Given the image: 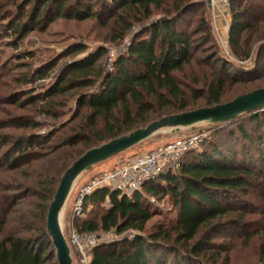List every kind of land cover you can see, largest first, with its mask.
<instances>
[{"label":"trees","instance_id":"trees-1","mask_svg":"<svg viewBox=\"0 0 264 264\" xmlns=\"http://www.w3.org/2000/svg\"><path fill=\"white\" fill-rule=\"evenodd\" d=\"M13 1L0 0V20L7 21L6 34L13 36L6 46L15 51L30 32H44L57 19L93 20L107 31L104 41L109 44L120 45L133 35L109 73L99 62L104 48L80 57L86 47L72 44L34 67L25 62L35 58L34 53H14L4 69L20 73L0 74V80H8L0 82V173L14 172L11 189L20 193L10 211L4 200L0 203V264H53L48 259V208L60 179L76 160L163 117L223 104L226 85L240 83L238 75H253L257 67L236 69L231 75L222 55L207 54L212 29L205 17L200 16L189 35L177 29L176 23L198 6L196 0H23L15 14L9 9ZM31 2L33 7L26 11ZM229 3V43L246 60L251 46L264 39V0ZM240 46L247 52L241 53ZM63 60L69 61L55 77L35 85ZM199 85L203 91L195 89ZM244 115L264 132V109ZM239 133L252 146V137L244 130ZM255 140L264 147V133ZM203 146L200 152L185 153L176 174L148 181L142 193L127 197L101 188L85 197V211L95 209L86 218L74 219L78 233L137 232L132 239L123 237L95 249L90 264H208L203 260L207 252L215 250L216 258L229 252L213 243L226 232L225 226L234 230L233 238L260 240L258 264H264V227L248 231L246 223L251 203L243 199L240 205H228L233 196L252 197L264 187V178L237 162L231 150ZM256 154L264 166V148ZM166 196L177 208L175 221L146 234V224L158 213L144 204L145 198ZM258 197L263 200L264 191ZM16 216L19 222L8 229Z\"/></svg>","mask_w":264,"mask_h":264},{"label":"rangeland","instance_id":"rangeland-1","mask_svg":"<svg viewBox=\"0 0 264 264\" xmlns=\"http://www.w3.org/2000/svg\"><path fill=\"white\" fill-rule=\"evenodd\" d=\"M22 1L23 0H14L12 3L13 6H10L9 9L15 14V6L20 5ZM223 1H227L229 3V0H214L215 5L211 6L208 3V0H196L198 6L194 7L190 13L181 18L176 23V26L178 30H183L189 35L191 29L199 23L200 16L205 17L212 29L211 39L205 50L207 54H212L217 51L220 57L222 55V57L226 60V69L231 75L237 73L235 72L236 69H245L246 71H250L257 67V71L254 72L253 75H238L239 79H242L240 83H228L226 85L223 98V102L226 103L232 101L238 96L247 94L256 89L264 88V39L256 41L251 46L249 50V57L246 60L238 57L234 48H232L230 45L228 38L229 28L231 25L230 3L228 9L225 8ZM33 4L34 3L31 2V4L27 6L26 11H30L33 7ZM6 26L7 21L3 22L0 20V74L9 73L10 76L20 73L14 71L11 72L10 67L4 69L5 63L7 61H11L14 53H34L35 58L25 60L26 63L31 64L34 67L38 64L37 62H41L43 60L45 61L47 58H52L56 55H59L65 48L72 44H83L86 47V51L80 57L85 56L87 53L93 52L99 47L104 48L106 53L99 59V62L104 63V69L109 73L113 71L114 63L117 57L127 50L126 44L131 41L133 36L132 34L128 35L120 45L109 44L104 41V36L106 35L107 31L104 28H99L93 20L75 22L72 20L57 19L53 23L49 24L44 32H39L38 29L30 32L26 38L20 42L18 50L15 51L6 46V44L13 37L7 36ZM200 35L202 36V34H199L195 36V38L197 39L201 37ZM242 39L243 38H241V41ZM240 47L241 48L239 51H241V53L247 52V50H245L242 46ZM108 49L113 50V56H110ZM200 49H204V47ZM65 61L69 60H63L62 62H59L54 68L44 72V74L49 73L50 77L47 79L44 77V79L36 82L35 85L38 86L47 84L49 79L55 77ZM11 63L13 64V62ZM217 66L220 67V64ZM178 76L181 77V74ZM3 81L8 80L6 78L0 80V82ZM195 89L197 91H203V88L200 85L195 87ZM3 109L6 110L8 108L4 107ZM21 113L22 112L15 111V114L17 115H20ZM69 117L70 115H67L61 118L59 122L65 121ZM255 128V124H250L248 122L247 116L242 115L236 121L225 125L212 124L211 122L206 121L194 124L192 126L182 127L177 131L174 129H163L149 139L130 148L129 150L120 153L107 161L94 165L88 170H85L75 180L71 192L60 213L59 223L64 238L69 242L72 232L76 230L73 225L74 219H77L74 218L73 213L75 204L74 202L77 198V194L84 185L88 184L93 178L109 171L116 165L124 164L131 158L149 153L169 144L180 141H188L194 137L200 136L202 139L201 143L191 149V152L188 150L189 153L200 152L202 145H204L203 150L206 149V147L210 148L214 146L223 151L231 150V153L234 154L236 161L238 160L237 162L241 160V162L246 164V166H250V168L263 179L264 166L261 165L256 151H258V149H263L264 147L261 148L256 143L255 139L261 136L264 132L261 133L263 131L262 127H259L258 129ZM239 130H244L249 137H252L250 140V142H252V146H250L248 143L246 144V142L242 140ZM10 133L19 134L20 132L10 131ZM40 133L43 134L44 130H41ZM183 158H185V154L182 155L180 159L181 163ZM248 162L252 163L249 164ZM13 173L14 172L0 173V203L2 200H4L3 206L4 208H8L6 209L7 211H10L9 205H11V203L15 201V198L20 195V193L11 189L12 187H15V181L10 177L14 175ZM20 181L16 183H19ZM162 186L165 187L166 184H162ZM263 191L264 187H260L256 189V193L252 197L241 199L234 198L233 196V198H229V206H235L237 204L240 205L241 202L243 203V199H247L246 201L251 203L248 208H246L250 213H248L246 217V223L248 226H250L248 231L256 227H264V198L261 200L258 197V193ZM239 197L241 196L239 195ZM144 204L149 207L150 210L158 213L152 218L151 221L146 224V234L157 233V231L160 230V227H166L175 221L177 208L172 205L171 199L168 196L164 198L146 197ZM104 206H107V204ZM92 209L95 208L89 206L85 211L84 217L82 218L88 217V214L90 211H92ZM17 222H19L18 216L13 217L8 225V229L15 227ZM225 227L227 229L226 232H222L220 235L216 236L213 240V243L224 245L225 248L229 249V252L221 253L219 258H216V251H209L205 254L203 260L208 264L214 263L215 260H217L215 264H258L261 255L260 240L255 237L245 242L243 241V236L239 238H233L231 235L232 233H235L234 230L228 229V226ZM203 232L204 230L202 233ZM136 233L137 232L135 231H128L121 235H116L113 231H111L110 237L111 241H119L123 237L129 239ZM200 237L201 235L193 240V243L198 241ZM48 241H50V239ZM51 243L52 242H49L50 253L48 259L50 263L58 264L55 250ZM72 256L71 264H80L78 258L75 256L73 248Z\"/></svg>","mask_w":264,"mask_h":264},{"label":"water","instance_id":"water-1","mask_svg":"<svg viewBox=\"0 0 264 264\" xmlns=\"http://www.w3.org/2000/svg\"><path fill=\"white\" fill-rule=\"evenodd\" d=\"M262 109H264V88L256 89L213 107L163 117L143 128L88 150L66 170L48 208L46 229L55 250L57 263L71 264L70 249L62 234L59 219L74 182L82 172L129 150L163 129L177 131L182 127L206 121L212 124L228 123L244 114L255 113Z\"/></svg>","mask_w":264,"mask_h":264},{"label":"built area","instance_id":"built-area-1","mask_svg":"<svg viewBox=\"0 0 264 264\" xmlns=\"http://www.w3.org/2000/svg\"><path fill=\"white\" fill-rule=\"evenodd\" d=\"M212 6L214 0H208ZM225 8L229 9V3L223 1ZM129 47V42L126 44ZM110 56H113L112 49H108ZM202 139L200 136L188 141H180L167 146L158 148L149 153L138 155L129 159L126 163L116 165L102 175L93 178L88 184L84 185L75 199L74 218H82L85 215L84 199L91 195L95 190L107 188L117 191L122 196L130 197L135 193H142L144 185L155 178L166 174H175L181 167L180 159L182 155L193 149ZM111 232H98L80 234L76 230L72 232L67 245L70 249L72 259V248L80 264H90L92 253L98 247L112 243ZM133 236L129 239H132ZM111 241V242H109Z\"/></svg>","mask_w":264,"mask_h":264}]
</instances>
